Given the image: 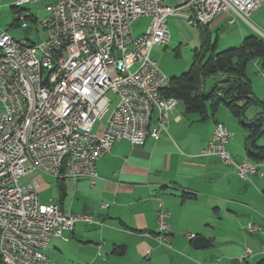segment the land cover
Instances as JSON below:
<instances>
[{
  "label": "built area",
  "instance_id": "1",
  "mask_svg": "<svg viewBox=\"0 0 264 264\" xmlns=\"http://www.w3.org/2000/svg\"><path fill=\"white\" fill-rule=\"evenodd\" d=\"M48 0H14L17 7ZM264 0H186L178 6L165 0H50L48 17L36 23L46 39L30 43L0 34V130L6 118L31 112V124L18 128L16 138L0 145V260L2 264H52L39 246L72 231L77 222L96 223L58 205L41 204L39 185L23 178L36 171L58 180L98 178L96 162L121 140L142 145L165 130L177 105L163 95L166 77L150 58L154 46L166 44L167 22L183 18L189 26L205 28L222 12L247 22ZM186 12V13H185ZM27 15H17L27 28ZM149 20L144 33L133 37V24ZM233 19L228 21L231 25ZM37 29V31H38ZM264 77V73H261ZM21 89L30 90L32 109L24 108ZM116 97L114 108L109 111ZM109 113L102 134L93 133L96 121ZM157 115L158 129H151ZM230 134L217 123L201 157H216L234 165L245 178L255 174L250 162L234 163L227 146ZM169 213L157 211V240L170 246ZM254 232L258 228L247 225ZM188 239L194 235L185 234ZM250 253L244 251L240 260ZM264 255V248L262 249ZM208 264H218L211 262Z\"/></svg>",
  "mask_w": 264,
  "mask_h": 264
},
{
  "label": "crops",
  "instance_id": "2",
  "mask_svg": "<svg viewBox=\"0 0 264 264\" xmlns=\"http://www.w3.org/2000/svg\"><path fill=\"white\" fill-rule=\"evenodd\" d=\"M185 1L165 3L175 7ZM7 4L10 0H0L1 7ZM175 18L167 22V43L154 46L151 52L167 48L172 39L169 25L180 24ZM16 27L29 29V25L25 29ZM3 32L11 36L5 30L0 34ZM249 36L264 40V3L250 13L247 22L232 12L220 13L209 26L198 27L193 39L187 37L186 47L199 50L204 44L214 45L217 51L220 40H224L225 50L241 45ZM261 73L264 61L254 60L247 65L252 93L264 104ZM218 80L219 77L213 83L205 80L203 91L208 92ZM251 108L255 111L248 121L246 113ZM261 111L260 107L247 108L244 120L248 123L262 117ZM207 115L201 121L197 114H186L182 104L177 103L168 115L165 130H160L156 139L148 137L142 145L121 140L98 159V178L93 184L88 179L58 180L36 171L26 175L24 182L38 183L41 204L58 205L73 214L91 216L96 222H77L72 231L62 233V239H51L46 250L51 263L264 264V159L256 163L248 158L247 134L240 120L224 105H219L214 113L208 110ZM108 116L109 113L94 123L93 133L102 134ZM217 123L223 124L230 134L227 151L234 163H252L255 174L241 178L234 165L224 164L216 157L200 156ZM150 128L158 129L156 114ZM263 136L256 138L260 148H264V142L259 144ZM161 208L169 213L166 221L171 248L157 240L156 213ZM247 225L259 231H248ZM185 234L194 238L188 239ZM196 239H201V248H194ZM246 249L250 253L240 260Z\"/></svg>",
  "mask_w": 264,
  "mask_h": 264
},
{
  "label": "trees",
  "instance_id": "3",
  "mask_svg": "<svg viewBox=\"0 0 264 264\" xmlns=\"http://www.w3.org/2000/svg\"><path fill=\"white\" fill-rule=\"evenodd\" d=\"M12 9L17 15L21 13L15 6ZM26 20L32 23L37 21L32 16H26ZM207 52H210V56L205 60ZM254 60L264 61V40L258 36L246 37L239 47L220 52L215 51L214 45L204 44L193 51L190 68L179 78L170 79L163 95L174 98L182 104L186 114H197L201 121L208 117V110L214 113L219 105H224L233 117L240 120L247 134V156L258 163L264 159V148L256 145V138L264 134V104L253 95L246 75L247 65ZM211 76L219 77V80L205 92L203 84ZM249 107L262 108V117L247 123L244 112ZM262 192L264 194V187Z\"/></svg>",
  "mask_w": 264,
  "mask_h": 264
},
{
  "label": "rangeland",
  "instance_id": "4",
  "mask_svg": "<svg viewBox=\"0 0 264 264\" xmlns=\"http://www.w3.org/2000/svg\"><path fill=\"white\" fill-rule=\"evenodd\" d=\"M47 2H50V0L46 2L29 3L21 6L20 9H18L21 10V13L18 15L22 14L32 16L33 18L37 19L36 23H40L48 17V13L45 10V5L47 4ZM168 4H170V2ZM11 6L14 7V0H10V5L7 4L5 6L3 5V7L0 6V32L3 30L8 31V33L12 37L27 39L30 43L34 44L44 41L47 34L46 32L39 30L38 26L35 25L36 23L28 21L27 24L29 25V29L26 31L20 29L19 27H16V25H19V23L16 22L17 14L13 12ZM175 19H177L180 24L176 27L169 25L168 29L170 31V34H172V39L168 43L167 48L163 49L162 47L160 49H154L151 52V58L155 60L159 70L164 75H166L168 79H177L190 68L194 48L191 46L186 47V42L187 37L189 38V40L193 39L198 28L189 26L187 22L181 17H177ZM13 23L15 26L12 27ZM148 23L149 21L147 19L138 20L132 27L133 37H137L138 35L144 33L148 26ZM36 29H38V32H35ZM213 38L215 39V37ZM214 39H212V44H214ZM223 42L224 40H220L216 52L224 50ZM239 46L240 45L238 44L236 47ZM209 56L210 52L205 53V60ZM216 80L217 77L211 76L206 79V82L213 83ZM108 97L113 101L112 105L109 108V111H111L115 106L116 97L112 94H108ZM221 109L224 108L221 107ZM254 111L255 108H251L248 110V112L246 113V120L249 121L252 118ZM263 142L264 136L259 139V144H262Z\"/></svg>",
  "mask_w": 264,
  "mask_h": 264
},
{
  "label": "bare ground",
  "instance_id": "5",
  "mask_svg": "<svg viewBox=\"0 0 264 264\" xmlns=\"http://www.w3.org/2000/svg\"><path fill=\"white\" fill-rule=\"evenodd\" d=\"M17 7V3H14ZM22 15V14H21ZM3 58V51H0V59ZM170 84V79L165 77L163 81V89H166ZM21 96L24 98V108L32 109V102L30 98L29 89H21ZM31 124V112H22L20 118H6L5 120V130H0V145L3 144V140L6 138V131L9 138H16L18 135V128H27ZM39 253H46V246H39Z\"/></svg>",
  "mask_w": 264,
  "mask_h": 264
},
{
  "label": "water",
  "instance_id": "6",
  "mask_svg": "<svg viewBox=\"0 0 264 264\" xmlns=\"http://www.w3.org/2000/svg\"><path fill=\"white\" fill-rule=\"evenodd\" d=\"M193 246H194V248H196V249L201 248V246H202V241H201V239H196V240L194 241V243H193Z\"/></svg>",
  "mask_w": 264,
  "mask_h": 264
}]
</instances>
